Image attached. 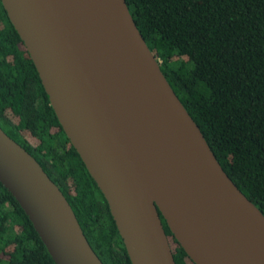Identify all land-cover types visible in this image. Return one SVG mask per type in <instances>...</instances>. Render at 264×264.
<instances>
[{
	"label": "water",
	"instance_id": "water-1",
	"mask_svg": "<svg viewBox=\"0 0 264 264\" xmlns=\"http://www.w3.org/2000/svg\"><path fill=\"white\" fill-rule=\"evenodd\" d=\"M131 264H264V215L225 173L125 0H0ZM0 183L54 264H103L38 162L0 128Z\"/></svg>",
	"mask_w": 264,
	"mask_h": 264
},
{
	"label": "trees",
	"instance_id": "trees-1",
	"mask_svg": "<svg viewBox=\"0 0 264 264\" xmlns=\"http://www.w3.org/2000/svg\"><path fill=\"white\" fill-rule=\"evenodd\" d=\"M217 161L264 215V0H125ZM0 128L59 187L103 264H131L108 205L69 143L0 2ZM175 264H194L162 219ZM0 264H54L0 183Z\"/></svg>",
	"mask_w": 264,
	"mask_h": 264
}]
</instances>
